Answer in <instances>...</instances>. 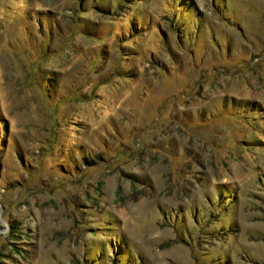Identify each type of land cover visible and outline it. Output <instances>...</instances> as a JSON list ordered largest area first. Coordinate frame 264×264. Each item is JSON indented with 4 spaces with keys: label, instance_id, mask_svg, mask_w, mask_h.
<instances>
[{
    "label": "rangeland",
    "instance_id": "obj_1",
    "mask_svg": "<svg viewBox=\"0 0 264 264\" xmlns=\"http://www.w3.org/2000/svg\"><path fill=\"white\" fill-rule=\"evenodd\" d=\"M0 264H264V0H0Z\"/></svg>",
    "mask_w": 264,
    "mask_h": 264
}]
</instances>
